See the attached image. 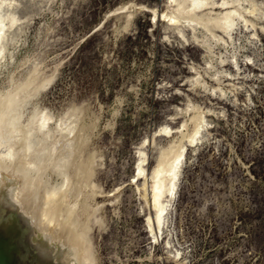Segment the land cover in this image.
<instances>
[{
	"label": "rangeland",
	"instance_id": "374dc122",
	"mask_svg": "<svg viewBox=\"0 0 264 264\" xmlns=\"http://www.w3.org/2000/svg\"><path fill=\"white\" fill-rule=\"evenodd\" d=\"M234 1L242 18L228 32L169 26L159 18L175 13L169 0H4L3 15L14 5L18 20L0 59V152L10 144L4 150L15 156L0 153V163L14 171L10 194L27 198L35 245L77 230L85 238L79 255L88 242L95 264H264V0ZM40 110L53 118L46 129L38 127ZM194 113L203 124L190 146ZM65 120L76 126L72 135ZM18 125L31 140L20 142ZM163 126L172 134L160 133ZM182 144L178 187L157 239L153 171L163 152ZM141 148L148 157L137 184ZM23 150L30 155L19 160L29 154ZM62 185L67 204L49 224L41 202Z\"/></svg>",
	"mask_w": 264,
	"mask_h": 264
},
{
	"label": "bare ground",
	"instance_id": "6f19581e",
	"mask_svg": "<svg viewBox=\"0 0 264 264\" xmlns=\"http://www.w3.org/2000/svg\"><path fill=\"white\" fill-rule=\"evenodd\" d=\"M6 3H8V0H5ZM15 2V1H14ZM3 3H4V0H0V59H2L1 57H4L2 56L3 53L5 54L6 51H5V41L6 40V30L7 28H14L15 24L17 23V14L14 10V5L13 6H8L9 9H8V15L4 16L3 15ZM169 3L173 6L176 7V10H175V13H164L162 12L161 14L159 13V18L163 19L164 21H166L168 23L169 26H173V25H178L180 23H188L189 25H194V26H199V25H212L214 27H216L217 29H220V30H224V31H228L230 30L234 24H235V18L236 17H241L242 18V15L241 13L239 12V10L234 6V3H236L234 0H221V1H216V0H169ZM127 7V6H126ZM124 7H121V8H118V9H122ZM141 8V7H140ZM221 9L220 11H216V9ZM254 8V7H253ZM126 9V8H125ZM207 10L206 13H203ZM154 11V16L155 18L158 16V11L156 10H152ZM174 11V10H173ZM249 13L252 12V9H250L248 11ZM260 15V14H259ZM249 18V17H248ZM251 18V17H250ZM241 21V20H240ZM243 21L246 23L250 22L248 21V19H244L243 17ZM254 22V21H253ZM187 24V25H188ZM251 24V23H250ZM188 25V26H189ZM259 25V24H258ZM236 26V25H235ZM247 27V26H246ZM256 27V26H255ZM259 27V26H258ZM125 28V27H124ZM242 28V27H241ZM254 28V27H253ZM180 29V28H179ZM261 31L264 33V26H261L260 27ZM247 30V29H246ZM124 31V29H123ZM209 31V30H208ZM231 31V30H230ZM179 32V31H178ZM229 32V31H228ZM214 33V32H213ZM231 34V33H229ZM229 36V35H227ZM232 36V35H231ZM229 36V37H231ZM182 37V36H181ZM184 37V36H183ZM215 38V37H214ZM222 38V37H221ZM249 38V37H248ZM231 39V38H230ZM252 39V38H251ZM185 40V38H184ZM215 40V39H214ZM223 40V38L221 39ZM187 41V40H186ZM218 42V41H217ZM226 45V44H225ZM228 45V44H227ZM8 47V46H7ZM221 60V59H220ZM1 61V60H0ZM225 72V71H224ZM32 79V78H31ZM35 80V79H34ZM51 81V80H50ZM198 81V79L196 80ZM29 82V81H27ZM33 82V81H32ZM33 84V83H32ZM45 85V84H44ZM24 87L23 86V90H24ZM48 87V86H47ZM28 88V87H27ZM40 89V88H39ZM220 90V89H219ZM20 91V90H19ZM22 91V90H21ZM27 91V90H26ZM220 92V91H219ZM22 93H24L22 91ZM19 93H17V95H15L16 97L18 96ZM20 96V95H19ZM15 97V99H16ZM25 98V97H24ZM20 99V98H19ZM12 100V98H11ZM9 101L8 104L12 101ZM26 100V99H25ZM24 100V102H25ZM17 100H15V104ZM20 100H18L17 102H19ZM21 102L18 103V105L20 104ZM10 106V105H9ZM24 106V105H23ZM193 106V105H191ZM18 108H20L19 106H17ZM197 108V107H196ZM6 108H4V111H5ZM189 109V107H188ZM198 109V108H197ZM10 110V109H8ZM47 111V110H46ZM199 111V110H198ZM19 112V111H17ZM16 114H21V113H17ZM41 113H43L41 110H40ZM3 113V111H2ZM36 113H37V110H36ZM38 114V113H37ZM69 115V113H68ZM67 115V116H68ZM9 116V115H7ZM19 116V115H18ZM22 116V115H20ZM35 116V115H34ZM37 116V115H36ZM35 116V117H36ZM40 118H39V125L38 123H35L36 122V119H33L35 121H31L32 123H29L28 126L30 124H32L33 126H35V128L39 127V129L41 128H45L48 124V122H50L52 116H49L48 113H43L41 115H39ZM37 116V117H39ZM70 117L71 114L69 115ZM68 116V118H69ZM16 117V116H15ZM33 117V118H35ZM10 118H12L10 116ZM14 118V117H13ZM19 117H17V120H18ZM2 119V118H1ZM0 121H3V119ZM61 119V118H60ZM67 119V118H66ZM73 119V118H71ZM70 119V120H71ZM205 119V118H204ZM8 120V119H7ZM20 120V119H19ZM31 120V119H30ZM53 120V118H52ZM55 120V119H54ZM68 120V123L71 121ZM192 120L195 122L194 126H195V129L193 131L192 134H190L187 138V142L190 144V146H194L197 139H198V136L200 134V130H201V127H202V124H201V116L200 114L198 113H194L193 117H192ZM21 121V120H20ZM62 121V120H61ZM61 121L59 123H61ZM66 121V120H65ZM9 124H11L10 122L11 121H7ZM6 122V123H7ZM16 123V121H13ZM19 122V121H18ZM38 122V121H37ZM63 122V121H62ZM203 122V121H202ZM51 123V122H50ZM54 123V122H52ZM58 123V124H59ZM67 123V121L61 125L65 126V124ZM67 123V124H68ZM205 123V122H204ZM14 123H12V125L10 126H14L13 125ZM17 124V123H16ZM66 124V125H67ZM74 124V123H73ZM72 123L70 124L73 125ZM27 125V124H26ZM76 125V123H75ZM1 126V125H0ZM20 125H18L19 127ZM22 128H21V131H20V137L18 136L19 134H17L16 137H19V138H22L20 140H18L17 142H23V139L24 137H21V136H24L25 134L27 135L28 134V139H30V136L29 133H27V130H26V133L23 134V132L25 131H22L23 129V125H21ZM20 126V127H21ZM68 126L66 127L65 129H68L70 131H72L73 129V126ZM185 124H183L182 127H184ZM57 127V125H56ZM59 127V126H58ZM61 127V126H60ZM76 126H74L75 128ZM5 128H7V125H5ZM9 128V126H8ZM8 128L6 129V134L7 133H13L12 129L9 130L12 131V132H9ZM14 128V127H13ZM32 128V126L30 125L28 127V129ZM34 128V129H35ZM27 129V128H26ZM33 129V128H32ZM37 129V128H36ZM46 129V128H45ZM63 127H61V134H65L64 132H62V130H65ZM17 131V129H15ZM20 130V128H19ZM19 130H18V133H19ZM47 130H49L47 128ZM59 130V131H60ZM74 130V129H73ZM76 130V128H75ZM183 130V129H182ZM38 132V130H36ZM35 131V133H36ZM67 131V130H66ZM42 131H39V133H42ZM74 132V131H72ZM76 132V131H75ZM159 132L160 133H164L165 135H170L172 134V129L169 128V126H163L159 129ZM31 133H34L31 132ZM46 133V132H45ZM71 133V132H70ZM69 133V134H70ZM22 134V135H21ZM37 134V133H36ZM49 133H47V136H48ZM60 132L58 133V135H61ZM68 134V133H67ZM12 135V134H10ZM9 135V136H10ZM46 135V134H44ZM57 135V136H58ZM72 135V133H71ZM15 136V135H14ZM14 136H10V138L14 141L16 140V137L15 139L13 138ZM60 137V136H58ZM7 139L9 137H6ZM9 138V139H10ZM27 137L25 136V139ZM49 138V136L47 137V139ZM62 138V137H60ZM68 138V137H67ZM11 139L9 141H7L8 143L11 142ZM24 139V140H25ZM49 139H52V138H49ZM54 139V137H53ZM152 139V138H151ZM31 140V139H30ZM55 140V139H54ZM53 140V141H54ZM59 140V139H58ZM29 141V140H28ZM47 141V140H46ZM52 141V140H50ZM1 142V141H0ZM7 142L5 140V143L7 145ZM19 142V143H20ZM56 141H54L55 143ZM15 145H17L16 142H14ZM18 143V144H19ZM24 143V142H23ZM44 143V141H43ZM50 143V142H49ZM63 144V142H61ZM70 143V142H69ZM67 142V144H69ZM82 143V142H81ZM150 143V142H149ZM22 144V143H20ZM19 144V145H20ZM42 144V143H41ZM53 144V143H52ZM66 144V143H65ZM66 144V145H67ZM154 144V142H153ZM152 144V145H153ZM0 145H2L0 143ZM10 145V144H9ZM7 145V150H9L8 148H10V146ZM71 145V144H70ZM69 145V146H70ZM81 145V144H80ZM13 146V145H12ZM22 146V145H21ZM41 146V145H39ZM57 146V145H56ZM64 146V145H63ZM17 147V146H16ZM16 147H13L12 149H17ZM24 149L25 146L23 145L22 146ZM27 147V145H26ZM44 147H45V143H44ZM53 149H54V145L52 146ZM65 147V146H64ZM81 147V146H80ZM1 148V146H0ZM3 148V151H1L0 153L2 154H7L9 151H5L6 149ZM42 148V147H41ZM5 149V150H4ZM28 149V147H27ZM36 149V148H35ZM39 149V148H38ZM11 150V149H10ZM19 151V149H17ZM21 150V149H20ZM26 150V149H25ZM23 150V153H29L30 151H26ZM40 150V149H39ZM44 150V148H43ZM47 151L49 150L48 148L46 149ZM46 150H44V153H48V152H45ZM51 150V149H50ZM66 150V148L64 149V151ZM69 150V148H68ZM42 151V149H41ZM39 151V152H41ZM54 151V150H53ZM56 151V150H55ZM63 151V152H64ZM6 152V153H5ZM20 152V151H19ZM17 153V154H20V153ZM57 152V151H56ZM67 152V151H66ZM73 152V151H72ZM81 152V151H80ZM79 152V153H80ZM10 154H13L14 153H11L9 152ZM8 153V154H9ZM32 153V152H31ZM43 153V154H44ZM59 153V152H58ZM61 153V152H60ZM68 153V152H67ZM38 154V153H36ZM42 154V153H41ZM45 154V155H46ZM53 154V153H52ZM65 154V153H64ZM139 154H140V161H139V164H138V173L137 175H134V180L137 179V184L142 180V178L144 177L145 175V167L143 165V163L146 161V157L145 158V152L143 151V149L141 148L139 150ZM24 155L26 157V155H30L29 154H23L21 158H19V160H21L22 158H24ZM50 155V154H49ZM58 155V154H57ZM66 157L65 158H68L67 155L68 154H65ZM150 155V154H149ZM185 155V147L184 145H180L178 147H171L170 149L166 150L165 152H163L162 154V157L160 158L159 160V163L157 165V167L154 169L153 171V175H152V180H153V185H152V196H151V203L153 205V208L155 210V215L153 216V221L151 223H153V225L155 226L154 228H152L153 230L158 228V230H161V227H163V220H164V216L166 214V211L168 209V204L169 202H172V200L174 199V196H175V193H176V190H177V187H178V181H179V173H180V168H181V164H182V160H183V157ZM6 156V155H5ZM8 156V155H7ZM6 156V158H7ZM15 156V155H14ZM18 155H16L17 157ZM35 156V155H34ZM43 156V155H42ZM41 156V157H42ZM52 156V155H51ZM10 157V156H9ZM20 157V156H18ZM36 157V156H35ZM150 157V156H149ZM1 158V157H0ZM30 158V156H29ZM44 160H45V156L42 157ZM55 158V157H54ZM53 158V159H54ZM61 158V157H60ZM9 159V158H8ZM27 159H28V156H27ZM42 159V160H43ZM56 159V158H55ZM4 159H2L3 161ZM14 160V159H12ZM12 160H10L12 162ZM24 160V159H23ZM29 160V159H28ZM6 161V160H5ZM4 161V164L6 163ZM17 161V160H15ZM25 161V160H24ZM40 162V161H39ZM65 162V161H64ZM19 163V162H18ZM18 163H17V166H18ZM34 163V162H33ZM53 163V162H52ZM147 163V162H145ZM20 164V163H19ZM37 164V163H36ZM2 163H0V264H80V262H84V261H87L89 262V264H95V260L93 258V256L91 255V253L89 252V245H88V242H87V246L84 248L83 247V250H80L81 253H83L82 257L79 255L78 253V248L80 247L79 246V242L83 240L84 238V235L82 232H77V230L73 232H70L65 229L67 228L68 229V225H66L67 227H60L61 230L62 228L63 231L66 230V233L67 236H64L63 238H61L59 235L58 238H55V239H51L50 236H48L50 238V243H46L44 246H41V245H35L32 241V238H31V234H30V231H31V227H30V221L28 222V219H27V215H26V208L27 207L26 205L28 204L27 202V198L26 199H18V196L17 195L19 192L17 191L18 188H20L19 186H21V184L19 186H17L18 184L16 185V191H17V194L14 192V194H10V190H11V187H12V183L13 182V178L14 177H10L9 173L12 171H9L8 172V169L9 167L11 166V164L8 166L7 164L1 166ZM16 165V164H15ZM22 165V164H21ZM20 165V167H21ZM19 167V166H18ZM24 168V166H23ZM14 169V168H13ZM27 169V168H26ZM36 169V168H35ZM89 171V170H88ZM14 172V171H12ZM23 173V172H22ZM11 174V173H10ZM20 174V173H19ZM36 174V173H35ZM18 175V174H17ZM23 177V176H22ZM67 177V176H66ZM68 178V177H67ZM21 179V177H20ZM19 179V181H20ZM22 180V179H21ZM15 181V180H14ZM149 182V181H148ZM26 183V181L24 182ZM146 181L142 184L143 188H145V185H146ZM149 184V183H148ZM14 185V184H13ZM24 185H27V184H24ZM11 186V187H10ZM22 186H23V182H22ZM63 186H60L58 187L57 189H54L52 190L51 188L49 190H52V191H49L45 194V198L43 199V202L42 203V209L44 211L43 215L46 217L47 221L50 223H53L55 222L54 221V215L55 213H57V211H60L61 209H63L66 204H67V191L63 189ZM149 186V185H147ZM18 187V188H17ZM25 187V186H23ZM22 187V188H23ZM14 188V187H13ZM19 189L20 190H24L23 189ZM139 189V188H138ZM56 190V191H55ZM13 191V189L11 190ZM21 191V192H22ZM140 191H141V194H142V190L140 188ZM24 193V192H22ZM26 194V193H25ZM91 194V193H90ZM89 194V195H90ZM144 194H145V197L147 198V189L145 188L144 189ZM14 195H15V198L17 200H20L16 203L15 201V198H14ZM166 197L167 200H163V197ZM12 203H14V205H11ZM28 208V207H27ZM33 211V210H32ZM70 210H67L66 212L63 211V215L65 217L67 216H70L72 212H70ZM31 213V212H30ZM41 213V212H40ZM32 214V213H31ZM58 214V213H57ZM61 214V213H60ZM69 214V215H68ZM62 215V217H64ZM31 216V215H30ZM34 216V215H33ZM41 216V215H40ZM73 219V215H71ZM70 216V217H71ZM45 217H43L42 219H44ZM61 217V219H62ZM35 219V218H34ZM41 219V220H42ZM60 219V218H59ZM65 219V218H64ZM76 219V217H75ZM100 219V218H99ZM37 220V219H36ZM40 220V221H41ZM63 220V219H62ZM35 221V220H34ZM45 221V220H44ZM66 221V220H65ZM64 221V222H65ZM68 221L69 222H66L70 224V218H68ZM148 221L150 222L151 221V218L149 217L148 218ZM73 222H77L78 221H73ZM73 222H71L72 224H74ZM45 223V222H43ZM58 223V222H56ZM37 224V223H36ZM42 224V223H41ZM65 225V223H63ZM60 223V226L63 225ZM71 224V225H72ZM79 224V223H78ZM150 226V225H148ZM55 227V226H54ZM72 227V226H71ZM78 227V226H77ZM82 226H80V229H81ZM74 228V227H73ZM71 228V229H73ZM86 228V227H85ZM75 229V228H74ZM79 229V227H78ZM151 229V231H152ZM69 230H70V227H69ZM157 230V229H156ZM155 230V238L157 237L158 239V230L156 231ZM51 230L49 231H45V232H49V233H52L50 232ZM73 231V230H72ZM44 232V233H45ZM76 232V233H75ZM63 233V232H61ZM65 233V232H64ZM65 233V235H66ZM53 234V233H52ZM152 234V233H151ZM48 235V234H47ZM47 235L44 234V236L47 237ZM54 235V234H53ZM62 235V234H61ZM64 235V234H63ZM53 238V237H52ZM85 239V238H84ZM88 240V239H87ZM155 241V240H154ZM83 242V241H82ZM158 242V241H157ZM81 243V242H80ZM37 244V243H36ZM41 248H44L43 250ZM67 248V253L66 251L63 252L62 250L65 249L66 250ZM92 252V251H91ZM79 255L80 259L78 261V259L76 258L75 259V255ZM83 264V263H82ZM180 264V263H178Z\"/></svg>",
	"mask_w": 264,
	"mask_h": 264
}]
</instances>
